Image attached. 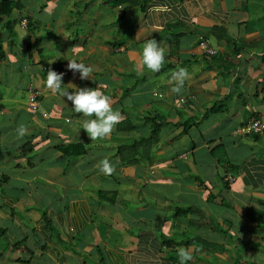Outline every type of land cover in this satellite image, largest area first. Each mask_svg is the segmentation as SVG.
Masks as SVG:
<instances>
[{"label": "crops", "instance_id": "obj_1", "mask_svg": "<svg viewBox=\"0 0 264 264\" xmlns=\"http://www.w3.org/2000/svg\"><path fill=\"white\" fill-rule=\"evenodd\" d=\"M25 1L0 19V264H180L182 247L187 264H264V133L234 134L264 119V0H153L134 13L101 0L110 16L73 5L93 0H39L35 18ZM69 17L84 23L71 42ZM203 38L213 56L198 49ZM148 39L165 49L157 73L138 67ZM72 59L93 69L89 79L67 69ZM181 67L189 78L178 96ZM49 70L64 74L62 87L111 96L123 120L110 137L88 138L86 118L46 88ZM27 89L39 91L45 117L25 107ZM68 146L83 154H62ZM104 158L111 176L97 167Z\"/></svg>", "mask_w": 264, "mask_h": 264}, {"label": "clouds", "instance_id": "obj_2", "mask_svg": "<svg viewBox=\"0 0 264 264\" xmlns=\"http://www.w3.org/2000/svg\"><path fill=\"white\" fill-rule=\"evenodd\" d=\"M164 10H167L166 7H164ZM22 18L26 19L25 17ZM26 28L24 30H26ZM164 63L165 49L161 47L155 39H148L144 43L142 52L140 53L138 67L141 69H147L152 73H157L161 71ZM67 69L74 74L78 72L81 80L89 79L93 72V69L90 66H87L83 62H77L75 59L68 60ZM63 75V73L49 70L45 81L46 88L52 94L59 93L61 98L66 97V99L72 104V111L77 114H82L86 118L83 121L82 129L91 141L104 140L110 137L115 130L116 125L123 120L121 112L113 109L111 96L106 95L100 86H97L96 89H78L73 84L69 83L62 87ZM188 78V70L184 67L173 72L171 82L174 86L171 88V92L179 96ZM69 88L75 89V91H72L70 94L69 90H67ZM103 88H107V86L104 85ZM152 95L157 98H162L163 96V94L158 92H154ZM17 133L19 137H23L27 134V127L21 124L17 129ZM97 167L100 173L105 176H111L116 171L108 158L101 160L97 164ZM178 257L180 264H187V262L192 259V252L189 248L182 247L178 251Z\"/></svg>", "mask_w": 264, "mask_h": 264}, {"label": "rangeland", "instance_id": "obj_3", "mask_svg": "<svg viewBox=\"0 0 264 264\" xmlns=\"http://www.w3.org/2000/svg\"><path fill=\"white\" fill-rule=\"evenodd\" d=\"M39 0H26L24 3H25V7H26V9L23 11L24 13H27L29 16H31V18H35V17H37V14H38V12H39V10H37L36 9V7L37 6H39V4L37 3ZM58 7L59 6H61V3L62 4H66L67 3V1L66 0H58ZM67 5V4H66ZM74 6H76L77 7V9H78V11H79V13H81V12H83V11H85V13H87L89 16L91 15V14H97L98 12H103V14L104 15H107V16H110L109 14V12L111 11V7H112V4L111 5H105V4H102L101 3V0H93V1H91V3H87L86 5L85 4H83V2H77V3H74L73 4ZM107 6H109V7H107ZM56 9V10H55ZM50 10L51 11H53V13H54V11H56L57 12V10H59L58 8H55V7H53L52 9L51 8H47L46 10H45V12L48 14V16H53V13H50ZM114 11H116L117 12V10H114ZM113 11V12H114ZM15 12V11H14ZM65 14H67V15H69V16H71L72 14H70V13H68V12H64ZM109 13V14H108ZM15 14H16V12H15ZM43 15V13H41V16ZM43 16H45V15H43ZM79 16V15H78ZM88 16V21L87 22H90V20H91V18ZM81 17V16H80ZM74 21V18H72V17H69L67 20H66V22H68V23H71L72 22V26H70L69 27V33H72V35H71V37H69V42H71V41H73L74 39H75V36L77 35L78 37H80V36H84V34H82V32H80V30L81 29H84V23H83V21L81 20V24L82 25H80L79 24V22L77 21V22H73ZM40 22H43V19H40ZM117 25V24H116ZM98 30L99 31H101V28L100 27H98ZM39 32H41L42 33V31L41 30H39ZM80 39V38H79ZM124 39V35L121 33V31L119 32V34L118 35H115V40L116 41H121V40H123ZM20 54V53H19ZM43 54H49V52L48 51H44V53ZM21 55V54H20ZM13 55H11V57H12ZM11 57L9 58V60H11ZM19 61H20V57H19ZM17 66L15 65V66H13V68L15 69ZM10 69H11V65H10V67L9 68H6V73L5 74H7V76H9L10 77V74H11V71H10ZM15 74H17V72H14ZM9 74V75H8ZM4 106H5V104H4ZM244 138H251V137H244ZM29 150V148L28 149H26V151L24 150V153H27V151ZM64 168H67V169H70V165H66V166H64ZM207 260L208 261H210L211 259H210V257L208 256L207 257ZM207 263H209V262H207ZM194 264H196V263H194Z\"/></svg>", "mask_w": 264, "mask_h": 264}, {"label": "trees", "instance_id": "obj_4", "mask_svg": "<svg viewBox=\"0 0 264 264\" xmlns=\"http://www.w3.org/2000/svg\"><path fill=\"white\" fill-rule=\"evenodd\" d=\"M22 1L23 0H15V1L1 0L0 1V19L2 17H8L9 14L13 10H15V11L22 10L23 9V4L21 3ZM152 1L153 0H117L116 2H117V4L122 5V7H124L125 12L127 11V13H134V12H143L145 10V8L148 6V4L151 3ZM166 1H168V0H166ZM169 1L180 2L181 0H169ZM25 18H27V17H25ZM15 22H16L15 20L13 21V23H11L9 21V23L4 24L5 28L7 29V27H9V29L11 31L13 24ZM27 26H29L28 23H27ZM2 42H3V40H2L1 31H0V60L3 58V52L1 49ZM261 59L264 61V55L262 56ZM153 136L150 133L149 139L151 140V138H154ZM252 138H257V137H252ZM60 151L62 154L66 155V156H72V157H77V156H80L81 154H83V151L79 146H68L65 148H60ZM191 211H194V210H191L190 208L178 209L177 215H183V214H186V213L191 212ZM188 225L195 227V224L191 223V222H189ZM197 240L198 239H194L191 241L196 242ZM198 243L203 245V246H201L202 248H209L210 247L211 249H213V247H214V245H207V244L201 243L199 240H198Z\"/></svg>", "mask_w": 264, "mask_h": 264}, {"label": "built area", "instance_id": "obj_5", "mask_svg": "<svg viewBox=\"0 0 264 264\" xmlns=\"http://www.w3.org/2000/svg\"><path fill=\"white\" fill-rule=\"evenodd\" d=\"M27 21L22 18L19 23V29L24 30L26 28ZM200 52L206 56H213L215 54L214 49L211 48L207 39H201L198 43ZM26 108L34 113L39 114L41 117H45L46 113L40 106V93L33 89H27L26 93ZM264 133V119L252 118L246 123L238 126L234 130V134L239 137H258ZM223 181L231 182L232 177L225 175Z\"/></svg>", "mask_w": 264, "mask_h": 264}]
</instances>
